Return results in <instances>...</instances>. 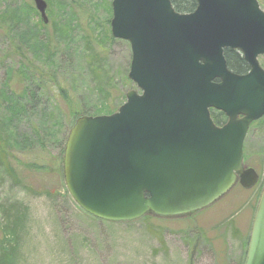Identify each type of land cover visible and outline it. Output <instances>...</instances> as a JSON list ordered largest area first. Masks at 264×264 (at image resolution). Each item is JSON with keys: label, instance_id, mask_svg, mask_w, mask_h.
I'll return each instance as SVG.
<instances>
[{"label": "water", "instance_id": "obj_1", "mask_svg": "<svg viewBox=\"0 0 264 264\" xmlns=\"http://www.w3.org/2000/svg\"><path fill=\"white\" fill-rule=\"evenodd\" d=\"M33 1L47 25V2ZM196 1L191 13L171 0L112 1L111 34L130 44L137 89L111 115L79 116L63 155L67 192L93 218L191 216L259 182L244 144L264 117V11L258 0ZM225 50L241 53L249 73H233ZM245 264H264V190Z\"/></svg>", "mask_w": 264, "mask_h": 264}, {"label": "rangeland", "instance_id": "obj_2", "mask_svg": "<svg viewBox=\"0 0 264 264\" xmlns=\"http://www.w3.org/2000/svg\"><path fill=\"white\" fill-rule=\"evenodd\" d=\"M49 1V26L44 28L32 0H0V90L9 81L16 94L25 95L28 107L26 118L7 132L12 137L8 165L15 167L18 181L0 164V210L17 205L22 218L18 253L10 263L241 264L264 188V118L250 127L244 145L245 165L260 176L256 187L246 190L237 185L216 204L191 216L128 223L91 218L67 192L63 160L57 159L60 143L40 140L60 124V138H67L72 113L102 104V96L113 107L123 104L124 96L137 89L128 78L132 52L128 42L107 39L108 4L112 6L113 0ZM258 2L264 11V0ZM40 31L57 49L51 60L42 56L36 61L24 47H37ZM259 62L264 69V56ZM93 73L103 75L102 83ZM16 76L20 78L15 84ZM33 94H38L39 102ZM24 162H39L46 170H29ZM48 192L53 196L49 198ZM11 233L6 238L13 244Z\"/></svg>", "mask_w": 264, "mask_h": 264}, {"label": "trees", "instance_id": "obj_3", "mask_svg": "<svg viewBox=\"0 0 264 264\" xmlns=\"http://www.w3.org/2000/svg\"><path fill=\"white\" fill-rule=\"evenodd\" d=\"M171 1L176 11L180 13H190L194 11L197 7V4L194 0H171ZM48 3H49L48 7L49 8L52 7V3L49 0H48ZM108 6L110 10V16L108 17V20H107L109 31L107 32L106 35H107V39L110 42H114V39L111 34V29H110V23L112 19V15H111L112 6L111 4H108ZM42 24L44 28H48L49 26V22L47 25H45L43 22ZM54 31L57 34H59L58 27L54 28ZM59 38L62 39V37H59ZM35 39H36L35 42L37 43V47H30L28 45H24L27 51L28 49L31 51L32 55L36 58L35 60L42 61L41 60L42 56H44L43 58L46 57V59L48 60L53 59L54 56L56 55L55 53H57V49L52 46V44L50 43L51 41L47 37H43V34H41V31L37 33V35L35 36ZM21 50L22 49L20 47L16 48L17 52H21ZM225 57H226L229 69L232 70L233 72L237 74H241L247 70L248 66L245 63L244 58L239 53L235 51L227 50L225 52ZM32 65L33 64H31V67L33 69H36V67ZM44 65L47 66L48 64H44ZM36 71L37 73L39 72L38 69H36ZM93 75L98 81L102 83V79L104 78L103 75L99 76L94 73ZM16 78L17 80H14L15 84L19 82L20 77L16 76ZM60 91H63V89L60 88ZM24 97H25L24 94L20 96L13 91L12 85L9 81L6 82L3 85V89L0 90V164L3 165L4 171L6 170V172L10 173L12 177L16 180H17V177L13 174V172H15V167L14 166L11 167L8 165L10 161V157L12 158V156H10V152L12 150V147L10 145V140H11L10 138L12 137L7 132L10 131L12 133L15 124L19 122L22 118L24 117L26 118V116L28 115V107L25 105L26 103H25ZM124 97L126 100V96ZM39 99L40 97L38 96V94H33L34 101L39 102ZM100 99L102 100L100 101L102 103L100 105L96 104L94 106H87L86 109H84L82 112H73L72 113L73 122L71 124V128L75 120L79 116H82V115H86V116L111 115L115 113L118 110V108L122 105L120 103V106L116 104L115 107H113L111 101L109 100L106 101V99L103 98V96L100 97ZM211 115H212L213 121L215 122L217 126H222L227 122V117L222 112L211 110ZM259 123L260 121L257 122L256 125ZM49 129L51 130L52 128H49ZM50 132L45 133V131H43V133H45V137H43L40 140V143H43L45 141H48V143H51L53 145L57 142L60 143V146H61L60 156L57 159L58 160L61 159L62 161L63 160L62 156L64 154V148H65L67 138L65 139L64 137L60 138V134L62 132L61 124L58 125L56 128H54L53 130H51ZM56 164L57 163L55 162L54 165ZM24 165L28 166L29 170H32V171L34 170L39 173L40 171L42 172L43 170H46V165L44 166L43 164H39V162H36V163L24 162ZM60 172L62 175L61 168H60ZM46 195H48L49 198L53 196L49 192ZM150 218H156V217L147 216L143 218L142 220L145 221ZM156 219H159V218H156ZM21 221H22V218L19 214V209L17 205L16 206L13 205L11 207L5 206L0 210V223L2 224V227L0 226L1 227L0 233L2 234V237L0 239V264H11L10 260H12L15 254L18 253L17 251H18V244H19V227L21 225L20 224ZM230 224L232 225L233 223L231 222ZM7 232H12L11 235H13V239H14L13 244H11V241L6 238Z\"/></svg>", "mask_w": 264, "mask_h": 264}, {"label": "flooded vegetation", "instance_id": "obj_4", "mask_svg": "<svg viewBox=\"0 0 264 264\" xmlns=\"http://www.w3.org/2000/svg\"><path fill=\"white\" fill-rule=\"evenodd\" d=\"M195 2H196V4H197V6H198V3H197V1L196 0H194ZM260 3V2H259ZM197 8V7H196ZM196 10V9H195ZM194 10V11H195ZM194 11H192V12H194ZM191 13V12H190ZM227 50H225V52H226ZM226 58V57H225ZM246 63V62H245ZM228 65V64H227ZM246 65H247V63H246ZM248 66V65H247ZM249 71H250V68H249V66H248V68H247V70L244 72V73H241V74H239V75H245V74H247V73H249ZM237 74V73H236ZM249 241H250V237H249ZM247 253H248V251H244V253H243V258H242V261H241V264H245V262H246V258H247Z\"/></svg>", "mask_w": 264, "mask_h": 264}]
</instances>
